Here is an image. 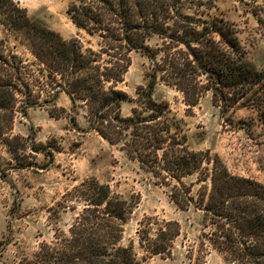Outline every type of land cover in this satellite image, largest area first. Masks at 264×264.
<instances>
[{
	"label": "trees",
	"instance_id": "trees-1",
	"mask_svg": "<svg viewBox=\"0 0 264 264\" xmlns=\"http://www.w3.org/2000/svg\"><path fill=\"white\" fill-rule=\"evenodd\" d=\"M202 6L198 0H72L68 14L98 37L93 48L36 21L16 0H0V23L33 57L11 49L9 57L0 56V131L10 129L18 108L25 113L44 106L61 117L67 109L57 99L66 93L71 109L84 110L91 129L161 179L180 209L193 205L203 211L202 239L234 264H264V183L233 174L209 150H191L170 118L169 104L154 98L160 81L180 90L190 105L211 91L220 108L248 106L264 123L262 72L247 64L235 24L206 17ZM132 51L150 58L152 69L137 90L138 106L124 116L123 102L134 99L118 83ZM41 92L47 93L43 100ZM193 175L196 182H184ZM70 195L84 205L68 235L42 245L36 254L41 264H144L132 244L121 243L133 207L127 199L96 179ZM138 233L149 253L171 255L181 227L149 217Z\"/></svg>",
	"mask_w": 264,
	"mask_h": 264
},
{
	"label": "rangeland",
	"instance_id": "rangeland-1",
	"mask_svg": "<svg viewBox=\"0 0 264 264\" xmlns=\"http://www.w3.org/2000/svg\"><path fill=\"white\" fill-rule=\"evenodd\" d=\"M16 1L33 19L64 38H79L85 46L98 48V37L78 28L70 18L67 10L72 0ZM198 1L203 2L206 17L235 24L247 64L264 76V0ZM149 43L155 46L157 39ZM10 49L33 59L0 23V56L9 57ZM129 58L128 70L118 83L134 99L123 102L124 116L138 106L137 90L148 83L152 69L151 59L140 51L130 52ZM44 95L41 92L42 100ZM154 98L169 104L170 118L185 134L191 150H209L233 174L264 183V123L255 109L237 105L224 110L216 105L211 91L190 105L180 90L164 81L156 85ZM57 105L67 109L61 117L52 116L44 106H30L25 113L18 108L10 129L0 131V264H41L36 254L42 245L68 235L84 205L70 193L88 179L108 184L112 194L133 205L121 243L132 244L144 264H234L202 239V210L193 205L180 209L161 179L91 129L84 110L71 109L66 93L59 95ZM196 180L197 175L184 178L185 183ZM149 217L179 222L181 234L171 255L151 254L141 246L138 230Z\"/></svg>",
	"mask_w": 264,
	"mask_h": 264
}]
</instances>
